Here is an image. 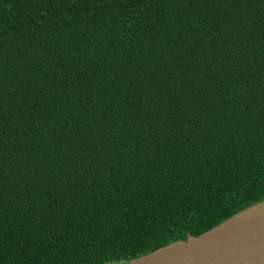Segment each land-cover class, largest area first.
<instances>
[{"label": "trees", "instance_id": "1", "mask_svg": "<svg viewBox=\"0 0 264 264\" xmlns=\"http://www.w3.org/2000/svg\"><path fill=\"white\" fill-rule=\"evenodd\" d=\"M264 200V0H0V264H125Z\"/></svg>", "mask_w": 264, "mask_h": 264}, {"label": "water", "instance_id": "2", "mask_svg": "<svg viewBox=\"0 0 264 264\" xmlns=\"http://www.w3.org/2000/svg\"><path fill=\"white\" fill-rule=\"evenodd\" d=\"M125 264H264V200Z\"/></svg>", "mask_w": 264, "mask_h": 264}]
</instances>
